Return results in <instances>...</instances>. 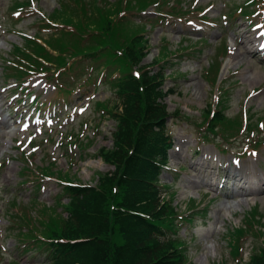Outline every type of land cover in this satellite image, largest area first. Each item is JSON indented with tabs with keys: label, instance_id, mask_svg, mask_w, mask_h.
Wrapping results in <instances>:
<instances>
[{
	"label": "rangeland",
	"instance_id": "374dc122",
	"mask_svg": "<svg viewBox=\"0 0 264 264\" xmlns=\"http://www.w3.org/2000/svg\"><path fill=\"white\" fill-rule=\"evenodd\" d=\"M12 0H0V57L7 56V52L11 43L19 44L21 42V36H31L35 31L39 29L38 22H33L36 18H42L48 16L55 7L58 6L57 0H34L32 5L24 10L22 13L25 18L18 21L14 26V30L11 33H5L6 26L5 18L11 16L14 11L9 10L8 6ZM60 1V0H59ZM87 2L90 8L91 0H84ZM186 6L203 8L210 0H181ZM215 4L214 8L208 12L210 16L218 15L219 13L233 12L234 5L241 3L242 0H231L234 3L227 2V0H212ZM264 0H259L254 7H260L261 11L251 17V21L254 23L264 22ZM200 9V10H201ZM160 11L161 10L159 8ZM147 17L157 18L154 14L153 7L148 8L145 12ZM161 13V19H153L155 22L152 26H147V35L149 37V43L151 50L143 63H148L158 53V49H162L163 46H167L169 50V56L172 53L179 52L182 46L191 44L193 50L199 52L192 56H185L184 60L178 62L173 68L177 67L181 72L185 73V76H174L173 79H167L164 82V88L173 87L171 93L164 96L163 100L167 104V110L172 112L174 109H179L184 115H188L191 121H186L183 118H169L168 129L170 135L173 138L172 148L168 152L167 170L161 175V183H170L173 179L176 181L175 187L172 186L171 201L177 209L178 213L184 217L195 218L190 223H186L179 219L178 224L180 229L176 234L185 239L186 253L191 260V264H217V261L225 262L224 264H235L232 260L233 257L229 253V248L226 244V235H229V231L233 227L244 226L243 214L245 210H255L261 214V220L264 221V191L262 188L251 189L247 179L243 178L238 184L244 188H240L241 191L249 189L248 195L244 196H232L231 191L228 194H222L219 197L216 195L218 190H208L206 186H203V180L213 174L215 166L218 164V159L221 162L238 163L239 168L237 172L240 175L247 177L252 172V167L255 168L256 174L258 169L255 162L261 161L264 167V146L257 150L255 153L245 154L241 159L233 157L234 153L240 151L239 146L243 147L244 144L240 141H244V136L236 133V140L232 141V145L237 148L230 151L221 150L219 143L214 141L203 140L199 133V126L196 124L201 120V111L206 109L209 104L217 105L215 103V94L218 93L216 87L213 84L206 81L204 77V69L210 64L211 59L216 60L217 50L219 47L214 45V42L224 36L227 38L228 43L231 46V40H233L234 46L240 51L244 52L247 48H250V44L247 39L239 38L237 32L240 30L225 31V25H223V19L219 15L215 22V26L208 28V41L200 43L195 41L188 32H185L181 28L177 27L181 19L170 18L167 14ZM84 15L83 13L81 14ZM197 13H191L189 17H194ZM168 16V17H167ZM238 17L231 15V18ZM241 24L243 29H246V19L235 18ZM230 22V20H229ZM228 22V23H229ZM182 28L189 26L186 23H181ZM63 26L70 27L72 30V23L62 24ZM219 26V31H223V34H219L216 26ZM248 30V29H247ZM46 30L43 28L42 33ZM44 36V35H43ZM240 40V45L238 41ZM48 37L43 40L42 45H49ZM215 46V47H214ZM237 49L235 52H237ZM60 51V50H58ZM60 53V52H59ZM43 59L47 58L49 54L47 52L42 53ZM169 58V57H168ZM175 59V57H173ZM70 59V58H69ZM239 60V62H237ZM229 65L228 72L224 74V85L229 91V96L226 99V110L223 112L225 115L232 117L243 111L244 107L251 106V118L252 120L257 118L256 116L264 115V65L254 56L250 57L249 52L242 53L235 58L230 53L224 60ZM69 63L66 64L68 66ZM62 64H59V68ZM75 62L66 68L64 72L56 74L62 75L63 73H69V85L75 91H72L68 95L69 103L65 100L64 108L61 107L62 97H64L59 89V80H55L56 87L53 83L47 84L43 77L31 78L25 84L29 85V88L23 92L22 98L19 99V89L16 88L14 79L9 78L5 80V76L1 73L0 69V104L5 103L2 101L6 90H2V87L13 88L14 94L8 96L10 100L15 97L18 99L14 105L10 108L9 115L15 111V108L23 102L31 103L32 98H39L38 105H41V101L48 99L51 103L60 104L58 109L60 112L53 118L54 125L50 129H43L41 135H36L35 144L39 145L34 153L30 154L26 164L34 169L36 173H40V169L37 168L40 165H46L47 162L54 160L56 168L58 170L67 171L69 179L76 182L89 184L95 183L97 174L106 171L110 167L105 165L104 162L98 158L97 149L102 145L107 147L111 144V132L114 128V122L108 118H104L99 115V112L95 110L94 103L96 101H106L114 97L113 91L108 83H96L94 85H88L85 83L81 85L88 73H84V69L76 68ZM169 66V65H168ZM73 67V70H72ZM56 68L55 72L58 70ZM89 68V66H87ZM170 69H166L169 72ZM65 79L68 76L64 77ZM225 79H227L225 81ZM62 80V79H61ZM60 80V81H61ZM64 80V79H63ZM174 80V81H172ZM175 84V85H173ZM30 93L26 96V93ZM56 94V96H55ZM61 95V96H59ZM27 97V98H26ZM59 100V101H58ZM38 101V100H37ZM60 102V103H59ZM36 103H33L31 107H34ZM43 105V104H42ZM63 106V105H62ZM84 106L87 108L81 114L76 112V108ZM5 110L0 113V264H8V261L15 260L12 264H38L45 257V251L31 250L29 252L21 253L19 248L14 244L18 243L16 237L13 234L8 235L10 230L8 216L11 212L17 211L20 205H28V212L34 218L37 219L41 215L44 205L47 207L50 204L54 205L57 195L61 192V183H58L55 178H42L39 174H31L30 180L34 177H38L41 185L38 186V181L33 179L31 182L17 184L19 180L18 171L23 165V161H15L18 158L16 155L19 153L15 149L13 142L14 138H18L22 135L23 141L26 139L25 133H15L13 126L6 128L2 125L4 119H8L9 115ZM40 109V108H38ZM45 109V105L42 106ZM252 111H255L254 114ZM239 112V113H238ZM204 113V112H203ZM26 117V116H25ZM19 118V123L23 122L24 118ZM3 120V121H2ZM68 121V127H65L66 133H62L61 124L64 121ZM11 122V119H8ZM264 121V120H263ZM15 126V125H14ZM71 129V131H70ZM260 135L264 134V127L259 128ZM68 132L78 133L83 140H90V144L81 149L75 146L69 147L64 145L65 138ZM234 133L235 131H231ZM36 133L35 130H31V134ZM18 135V136H17ZM264 137V136H263ZM260 138V139H263ZM87 138V139H86ZM216 138L218 142L220 140ZM246 141V140H245ZM57 142H60L59 144ZM222 143H225L222 141ZM30 148H25L27 151ZM65 149L67 154L64 153ZM197 151V152H195ZM14 160H8V158ZM26 158V156H25ZM8 161V162H7ZM25 164V165H26ZM211 166V167H210ZM227 169V168H226ZM206 170V171H203ZM212 172V173H210ZM22 177V176H21ZM238 185V186H239ZM32 186V187H31ZM38 186V188H37ZM40 188V189H39ZM247 190V191H249ZM246 191V192H247ZM16 194L18 199L22 202L20 204L17 200L15 204L9 207V200ZM231 195V196H230ZM36 198L37 202L32 204V198ZM63 202H66L65 198H62ZM32 204V206H31ZM192 205V206H191ZM205 205V208L202 206ZM191 206V207H190ZM23 209H26L23 206ZM50 209H54L57 212V208L51 206ZM8 210V212H6ZM12 210V211H10ZM63 212V209H58ZM208 211L202 214L197 212ZM60 214V213H59ZM65 216L66 212L60 214ZM52 216L55 219V215L52 211H43L42 218ZM59 217V216H58ZM45 218V219H46ZM14 226H19L23 233L29 230L38 229L37 223L28 214H24L21 217V221L12 222ZM242 242L243 246H247L251 241L250 236L244 237ZM255 242H259L260 239L255 237ZM20 247V246H19ZM244 260L247 259L248 248L242 250L241 253Z\"/></svg>",
	"mask_w": 264,
	"mask_h": 264
},
{
	"label": "trees",
	"instance_id": "16d2710c",
	"mask_svg": "<svg viewBox=\"0 0 264 264\" xmlns=\"http://www.w3.org/2000/svg\"><path fill=\"white\" fill-rule=\"evenodd\" d=\"M94 1L89 10L85 5L79 7L77 0L75 5L62 2L63 9H56L54 16L72 23L74 32L48 40L51 48L60 50L57 62L61 66L66 59L82 55L99 59L104 67L118 72L110 80L115 102L96 104L115 121L112 146L98 151L112 169L98 173L94 186L66 187L68 201L62 205L66 217L48 216L41 222L40 231L50 240L46 242L49 264H186L183 242L171 233L175 231V207L156 185L159 165L164 164L169 147L164 135L169 114L160 101L165 94L161 85L166 62L157 57L142 65L138 76L131 73L146 54L148 41L142 34L143 25L120 14L143 9L147 0H104L103 5ZM24 40L23 48L14 45V57L36 61L31 52L35 56L47 52L30 39ZM220 118L217 112L211 121ZM252 228H238V240ZM19 235L35 237L31 230ZM238 251L239 245L234 247V253ZM239 264H264V238L251 245L247 262Z\"/></svg>",
	"mask_w": 264,
	"mask_h": 264
},
{
	"label": "snow or ice",
	"instance_id": "6c2138e0",
	"mask_svg": "<svg viewBox=\"0 0 264 264\" xmlns=\"http://www.w3.org/2000/svg\"><path fill=\"white\" fill-rule=\"evenodd\" d=\"M17 15H19V13H17ZM25 127H26V125H25ZM33 151H35V150H33Z\"/></svg>",
	"mask_w": 264,
	"mask_h": 264
},
{
	"label": "bare ground",
	"instance_id": "6f19581e",
	"mask_svg": "<svg viewBox=\"0 0 264 264\" xmlns=\"http://www.w3.org/2000/svg\"><path fill=\"white\" fill-rule=\"evenodd\" d=\"M226 68H227V66H226Z\"/></svg>",
	"mask_w": 264,
	"mask_h": 264
}]
</instances>
